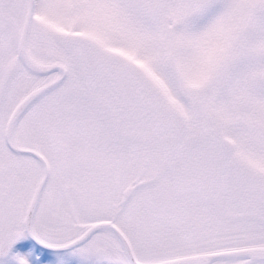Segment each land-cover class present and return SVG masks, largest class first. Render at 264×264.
<instances>
[{
  "label": "snow or ice",
  "instance_id": "snow-or-ice-1",
  "mask_svg": "<svg viewBox=\"0 0 264 264\" xmlns=\"http://www.w3.org/2000/svg\"><path fill=\"white\" fill-rule=\"evenodd\" d=\"M0 264H264V0H0Z\"/></svg>",
  "mask_w": 264,
  "mask_h": 264
}]
</instances>
